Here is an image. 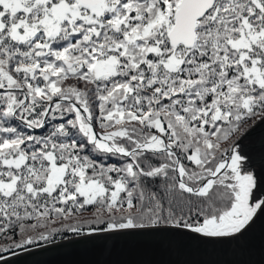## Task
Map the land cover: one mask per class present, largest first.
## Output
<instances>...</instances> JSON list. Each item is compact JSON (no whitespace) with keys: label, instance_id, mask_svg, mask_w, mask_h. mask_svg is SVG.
I'll list each match as a JSON object with an SVG mask.
<instances>
[{"label":"snow or ice","instance_id":"snow-or-ice-1","mask_svg":"<svg viewBox=\"0 0 264 264\" xmlns=\"http://www.w3.org/2000/svg\"><path fill=\"white\" fill-rule=\"evenodd\" d=\"M256 119L264 0H0V252L88 210L240 234L264 209L237 143Z\"/></svg>","mask_w":264,"mask_h":264},{"label":"water","instance_id":"water-1","mask_svg":"<svg viewBox=\"0 0 264 264\" xmlns=\"http://www.w3.org/2000/svg\"><path fill=\"white\" fill-rule=\"evenodd\" d=\"M264 195V120L237 141ZM0 264H264V209L240 234L208 239L166 224L76 234L4 255Z\"/></svg>","mask_w":264,"mask_h":264},{"label":"trees","instance_id":"trees-1","mask_svg":"<svg viewBox=\"0 0 264 264\" xmlns=\"http://www.w3.org/2000/svg\"><path fill=\"white\" fill-rule=\"evenodd\" d=\"M256 120H258V119H256ZM255 121L249 120L245 125L242 126V129H247ZM237 135L239 136L240 134H237ZM234 139H236V138L234 137ZM115 162L116 161L111 160V159L108 161V163H115ZM103 219L106 220L107 217L105 216V217H103ZM93 220H95V217L93 216V212L91 210L83 211L81 213H77V214L69 217L66 220L65 219L59 220L56 223L52 224L51 228L62 229L63 225H68V226L76 225L77 227L80 228V231L79 232H74V231H69V230L56 231V232L52 233L47 240L37 239L35 243L30 244V245H26L24 248L31 247L34 245H39V244L50 242V241H54L57 239H61V238L76 235V234L106 229V227H107L106 223H89V221H93ZM145 223H146V225H148L147 222H145ZM161 224H163V223H161ZM158 225H160V224H158ZM39 231L47 232L49 230L48 229H40ZM29 235L36 237L38 235V233H29ZM16 239L19 240L20 237L17 236ZM8 243H10V242L3 240V239H0V245L8 244ZM21 249H23V248H14L9 252H0V256L7 255L11 252H15V251H18Z\"/></svg>","mask_w":264,"mask_h":264}]
</instances>
